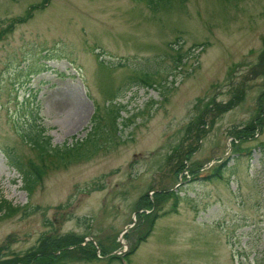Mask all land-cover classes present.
<instances>
[{"label":"rangeland","instance_id":"374dc122","mask_svg":"<svg viewBox=\"0 0 264 264\" xmlns=\"http://www.w3.org/2000/svg\"><path fill=\"white\" fill-rule=\"evenodd\" d=\"M44 1L0 0V198L21 207L0 219V259L73 234L127 264H264V123L247 136L264 116V0ZM235 98L198 139L197 103ZM37 125L91 156L28 195L12 157L39 163L20 135ZM68 249L52 264H124Z\"/></svg>","mask_w":264,"mask_h":264},{"label":"trees","instance_id":"16d2710c","mask_svg":"<svg viewBox=\"0 0 264 264\" xmlns=\"http://www.w3.org/2000/svg\"><path fill=\"white\" fill-rule=\"evenodd\" d=\"M50 0H45L44 1V6L49 5ZM151 3V4H150ZM154 2L150 1L149 4L152 5ZM43 6V7H44ZM42 7V9H43ZM37 7H33L32 11L29 13V17H23L20 21H26L29 18L33 17V11L37 10ZM264 57V56H263ZM183 56H180L177 65H179L182 60ZM239 98H242V96ZM236 100L235 98L232 102H229L225 105H212V108L209 106H200L201 103H197L196 105V111L199 113L198 118L200 117H206V114L209 112H216V113H225L231 110L233 106L236 105ZM118 112V117L115 120V123L117 124V120L120 115V110ZM264 114V111H263ZM262 117L261 119L258 120V122L254 121L250 124L248 128V133L247 136L248 138H254L258 133L260 134V129L262 126V123H264V116H259V118ZM200 124L204 125V127L198 131V139H202V132L205 131V128H207V121L206 118H200L199 119ZM258 123L259 126H258ZM202 134V135H201ZM21 137L27 141V143L31 144V146L35 149L38 155L39 163L31 161L28 167L24 165L21 160L15 157H12V164L13 166L17 169L18 173L20 174L21 180L23 182V188L24 190L27 191L28 195H32L35 191V189L38 186V182L42 180V177L45 173V170L47 167L50 165H56V166H64L69 163H73L74 161L84 159L88 156L90 151L87 149L86 141L84 142L83 140L81 141H76V143L72 144H64V146H54L52 142V138L50 136H47L46 130L41 128L39 125H37L35 128L31 127L27 129V131H24L23 133H20ZM99 132V136H100ZM93 142V147L96 146V148L91 152L95 153L98 150V147L95 142V140H92ZM100 148V147H99ZM193 150L192 148L189 149L186 153L182 154L181 157H183L180 160V165L179 169L185 168V162L189 160V157L191 156ZM54 160V162H53ZM225 163H221L219 165H216L215 167L212 168L211 173L209 177L217 178L218 176H222V168L224 167ZM200 173H197L199 177ZM168 193V192H167ZM161 194H166L164 192H157L156 196H160ZM174 201L177 203L179 199L181 198L179 191H173L170 190L168 193ZM153 202H149L146 206V209L152 208L153 210L150 211H156V204ZM21 207L19 205L13 204V202L3 199L2 197L0 198V219L4 217H9L13 216L16 214ZM176 210V206L175 209ZM153 213V212H152ZM143 213L142 217L145 219L150 216L149 221H150V228L152 229L155 219L158 217L157 212H154L153 215H150ZM140 216V214H139ZM86 236H79V235H73V234H66L63 236H51L47 235L44 237L40 245L37 246L31 253H27L24 257L25 258H20V257H10L8 259H0V264H52L55 261L61 260V256L59 254H56V252L60 250H69V246H75L77 249H83V251L86 254H89L90 256H96L97 257V248L99 247L101 250V254L106 256L108 254L110 255V259H118L120 260V255H114L112 254V250H107L106 248L102 247L100 244H96L95 240L92 239L90 241H87ZM143 236L139 238V240H142ZM97 247V248H96Z\"/></svg>","mask_w":264,"mask_h":264},{"label":"bare ground","instance_id":"6f19581e","mask_svg":"<svg viewBox=\"0 0 264 264\" xmlns=\"http://www.w3.org/2000/svg\"><path fill=\"white\" fill-rule=\"evenodd\" d=\"M84 109V108H83Z\"/></svg>","mask_w":264,"mask_h":264}]
</instances>
